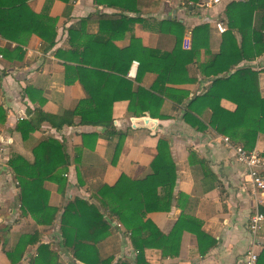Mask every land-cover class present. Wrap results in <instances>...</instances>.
Here are the masks:
<instances>
[{
    "label": "crops",
    "instance_id": "0c3cea01",
    "mask_svg": "<svg viewBox=\"0 0 264 264\" xmlns=\"http://www.w3.org/2000/svg\"><path fill=\"white\" fill-rule=\"evenodd\" d=\"M230 1L205 8L200 5V0L191 7H187L183 0H139V13L128 16L143 22L129 25L124 33L125 24L118 17L120 11L97 6L94 0H71L68 4L59 0H29L28 5L33 13L56 20L53 48L45 51V45L36 35H28L24 31L17 36L26 40V44L20 46L19 55L22 58L8 60L1 51L16 45L0 37V108L5 112V122L0 124V149L8 160L19 156L32 162L33 148L47 139H55L66 148L69 160L68 171L64 175L67 180L66 196L63 199L59 195L55 184L45 183V188L50 192L49 206L59 208L67 203V199L73 198L96 203L92 192L102 185L113 187L122 174L132 180L144 179L151 172L150 164L157 155L158 141L163 139L169 143L176 174L171 208L168 212H150L146 219L163 235L172 233L181 219L187 221L182 229L178 253L163 257L159 250L147 249L144 254L149 264H240L249 243L246 228L248 216L255 210L260 213L264 210V195L250 192L247 169L235 161L229 152L223 142L225 136L209 127L211 111L202 110L200 115H195L205 126L204 130H198L185 116L189 99L176 102L181 101L182 91L190 92L191 98L205 94L213 77L204 76L200 65L211 56L201 50L195 62L167 76L172 81L158 84V90L164 95L157 94L163 102L159 109L156 106L153 110L154 114L159 115L154 118L147 113L137 117L128 111V106L140 90L150 92L158 80V74L169 71V66L164 67L153 61L139 75V65L132 64L139 62L135 59L125 76L124 67L117 65L116 61L108 64L118 68L120 73L86 70V75L82 76L83 82L86 87L98 92V99L102 107H107V113L110 106V117L118 136L105 134L103 128L80 126L79 117H74L72 126H63L60 130L44 122L27 140H23L15 129L21 121L29 118V110L40 108L46 115L59 116L63 111H72L86 98L80 78L76 73H70L66 78L63 61L56 55L57 52L71 50L69 31H80L84 39L96 36L104 39V46H87L92 62L99 64H107L103 60L105 57H117L121 50L129 47L131 37L137 39L145 49L170 52L174 40L171 36L159 35L156 24L169 19L183 25L182 49L187 52L191 49L193 29L209 25L208 47L212 54H216L223 34L217 31L216 24L221 23L226 29L224 9ZM186 40L190 42L189 50L183 48ZM79 49L83 51L82 45ZM133 53L141 58L138 51ZM247 65L262 71L259 74V90L264 98V55L254 62H243L240 66ZM143 102H146L145 98ZM220 107L231 113L236 109L233 103L224 99ZM82 135L89 136L84 146ZM236 145L242 147L239 143ZM263 146L264 136L259 135L254 150L261 154ZM8 160L0 166V226L7 227L10 237L5 236V243L12 246L24 227H32V221L20 216L19 188L8 168ZM170 175L168 168L158 171L154 183L157 189L169 181ZM79 179L82 186L78 184ZM113 225L119 229L115 234L118 240L115 249L119 251L116 258L133 262L135 253L130 241L122 236L121 226ZM195 225H200L201 232L206 236L201 240L200 249L196 236L185 229L194 228ZM57 229L58 221L46 231L51 234L47 237L54 238ZM45 238L43 243L53 240L45 241ZM257 244L259 253L264 250V229L259 234ZM108 248L109 244L105 249ZM0 264H5L1 253Z\"/></svg>",
    "mask_w": 264,
    "mask_h": 264
},
{
    "label": "trees",
    "instance_id": "16d2710c",
    "mask_svg": "<svg viewBox=\"0 0 264 264\" xmlns=\"http://www.w3.org/2000/svg\"><path fill=\"white\" fill-rule=\"evenodd\" d=\"M59 1L68 4L71 0ZM198 1L183 0V3L191 7ZM28 2L29 0H0V37L16 45L1 51L3 57L8 60L22 58L19 55L20 46L25 45L26 40L18 38V35L23 34L24 31L28 35H36L45 45V51L51 50L54 46L56 20L44 14L36 15ZM94 3L97 6L119 10L121 14L118 17L125 24L124 33L128 31L129 25L138 21L143 22L128 16L139 13V0H94ZM224 14L226 30L221 34L220 46L216 54H212L208 47L209 25H201L193 29L191 49L187 52L182 49L185 30L183 25L169 19L156 24L159 27V35L173 38L174 46L170 52L160 53L158 50L145 49L137 39L131 37L129 47L121 50L117 57L114 55L105 57L103 60L107 64H99L92 62L87 46H104V39L97 36L84 39L80 31H69L71 50L57 52L56 55L63 61L66 78L70 73H76L80 78L79 82L86 98L72 111H63L59 116L46 115L40 108L29 110L27 112L29 118L21 121L15 130L21 134L23 140H27L44 122L49 123L55 130H60L63 126H72L74 117H79L80 126L103 128L105 134L118 136L110 117V106L107 113L105 109L107 107H102L98 99V92L86 87L83 82L82 76L86 75V70L98 72L108 70L111 73H120L118 68L108 64V62L114 64L116 61L117 65L124 67L125 76L132 60L135 59L139 60V75L153 61L159 62L161 66L165 65L164 67L169 66V71L158 74V80L150 92L140 90L128 106V111L137 117L147 113L154 118L159 115L154 114L153 110L156 106L159 109L163 102L157 94L164 95L158 90V84L172 81L167 78L168 75L195 62L194 60L199 58L200 51L205 50L204 52L211 58L200 65V69L204 76L213 77L208 90L205 94L192 98L190 92L182 91L181 101H175L180 103L189 99L185 116L196 129L204 130L205 126L196 119L195 115H200L202 110L209 109L211 111L209 127L235 145L239 143L245 150H253L258 136H264V98L259 90V74L262 71H257L250 65L245 67L240 65L243 62H254L264 55V0H232L226 4ZM80 38L84 40L81 39V42ZM81 45L83 51L79 49ZM136 45H138L137 50ZM135 51L139 52L141 58L133 53ZM144 98L147 103L143 102ZM223 99L236 106L233 113L220 107ZM4 122L5 112L0 108V124ZM81 138L84 146L89 136L82 135ZM156 149L157 155L150 164L151 172L144 179L132 180L122 174L113 187L102 185L92 192V198L96 203L73 198L67 199V203L59 208L49 206L50 192L45 188V183L55 184L57 192L65 199L67 180L64 175L68 171L69 160L62 143L52 138L39 143L32 150V162H27L19 156L9 159L8 168L19 188L20 216L32 221L33 230L22 232L8 250L0 248L4 262L62 264L56 250L58 248L60 252L71 258V263L76 261L81 264H113L114 257L102 253L110 240L119 232L113 223L122 227L121 234L130 241L135 253L133 262L122 259L115 264H149L144 254L147 249L159 250L163 257L177 254L182 229L187 220L181 219L172 233L163 235L146 219L150 212L170 210L175 186V165L169 143L160 139ZM117 155L116 152L115 158ZM261 156L264 158V146ZM163 168L171 170L170 179L157 189L154 184L155 178L158 171ZM77 176L79 177L78 172ZM78 181L79 186H82L81 180ZM261 213L264 215V210H261ZM56 221H58L59 235L57 241L43 243L44 233L53 227ZM39 227L43 229L39 230ZM185 229L191 230L196 236L200 249L201 240L206 237L201 232V226L195 225L194 228L185 227ZM5 242L6 239H3L2 246H5ZM29 248H35V252L32 258L26 257V259ZM257 264H264V250L257 252Z\"/></svg>",
    "mask_w": 264,
    "mask_h": 264
},
{
    "label": "built area",
    "instance_id": "2783aa9c",
    "mask_svg": "<svg viewBox=\"0 0 264 264\" xmlns=\"http://www.w3.org/2000/svg\"><path fill=\"white\" fill-rule=\"evenodd\" d=\"M201 6L208 8L211 5L219 4L227 0H200ZM230 1V0H228ZM217 31L224 33L225 28L221 23L216 24ZM190 42L186 40L183 43V48L189 50ZM2 56L0 55V59ZM137 66V62L132 63ZM223 142L229 149V152L234 157L235 161L245 166L247 169V182L250 184V192L253 195L259 193L264 195V158L256 150L247 151L243 147L234 145L228 138H223ZM8 158L5 157L3 151L0 149V166L5 165ZM18 186V183H16ZM264 215L258 211L252 212L247 219V232L249 234V243L245 254L240 264H257V239L263 229Z\"/></svg>",
    "mask_w": 264,
    "mask_h": 264
},
{
    "label": "rangeland",
    "instance_id": "374dc122",
    "mask_svg": "<svg viewBox=\"0 0 264 264\" xmlns=\"http://www.w3.org/2000/svg\"><path fill=\"white\" fill-rule=\"evenodd\" d=\"M263 66V65H262ZM2 224V223H1ZM0 224V225H1ZM28 230H33V227H24L23 229H22V231L24 232V231H28ZM58 230V229H57ZM2 231V232H1ZM7 231H8V229H7V227H4V226H0V248L1 249H4L5 251L6 250H8L10 247H11V245L9 246L8 244H6L5 243V246H2V241H3V239H6V235L8 236V237H10L9 236V231H8V233H7ZM49 231V230H48ZM47 231V232H48ZM47 232H45L44 233V236H46V238H45V241L47 240V241H50V240H54V242H56L57 241V237H59V235H58V231L56 232V234H55V237L54 238H51V237H47V235H49L50 234V232L49 233H47ZM51 235V234H50ZM4 236V237H3ZM52 240V241H53ZM52 241H50V242H52ZM111 242L109 243V248L108 249H103L102 250V253H104L105 255H107V256H113L114 257V259H113V264H115V263H117L118 261H120V259H118V258H116V257H118V255H119V251H116V249H115V245H116V242L118 241L117 240V238H116V236H114L113 238H112V240H110ZM56 243H54V245H55ZM56 248V247H55ZM57 250V252L59 253V255H60V262L62 263V264H81V263H79V262H76V261H72V263L70 262V257L68 256V255H65V254H63L62 252H60L59 250H58V248L56 249ZM29 252H30V254H29ZM34 252H35V248H29L28 249V251H27V253H26V256L25 257H27L28 259H30V258H32V256H33V254H34ZM118 254V255H117ZM127 257H129V256H127ZM5 263V262H4ZM6 264V263H5Z\"/></svg>",
    "mask_w": 264,
    "mask_h": 264
}]
</instances>
